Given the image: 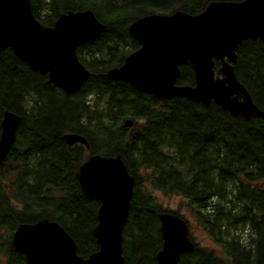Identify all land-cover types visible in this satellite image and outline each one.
Masks as SVG:
<instances>
[{"label": "trees", "instance_id": "1", "mask_svg": "<svg viewBox=\"0 0 264 264\" xmlns=\"http://www.w3.org/2000/svg\"><path fill=\"white\" fill-rule=\"evenodd\" d=\"M209 1L30 0L44 26L69 10L90 9L106 28L77 48L90 74L72 92L47 83V75L9 48L0 51V123L6 110L20 116L13 149L0 166V252L6 264H24L11 244L16 226L42 218L62 226L78 255L97 249L92 228L99 203L82 193L75 177L92 153L120 155L134 178L124 264H157L161 211L183 218L194 243L177 264H264V117H232L214 102L207 107L158 98L105 77L138 48L128 32L132 21L177 10L197 14ZM236 52V77L264 111V40H245ZM194 81L190 65H180L177 84ZM125 119L134 121L131 128L122 126ZM68 132L84 136L89 149L69 146L63 139ZM154 191L180 197L185 215L163 208ZM193 228L212 249L195 241Z\"/></svg>", "mask_w": 264, "mask_h": 264}, {"label": "water", "instance_id": "2", "mask_svg": "<svg viewBox=\"0 0 264 264\" xmlns=\"http://www.w3.org/2000/svg\"><path fill=\"white\" fill-rule=\"evenodd\" d=\"M106 25L92 10H69L52 26L42 25L33 15L30 0H0V51L9 48L32 70L47 75V83L72 92L88 77L79 61L77 48L102 33ZM138 48L127 54L120 66L106 70L105 77L129 83L138 92L158 98H185L209 106L212 102L230 116L248 119L264 117L249 91L237 79L234 65L243 41L264 40V0L209 1L205 8L190 14L174 11L152 13L128 25ZM220 65L215 68V63ZM180 65H190L194 84H177ZM20 116L4 111L0 123V163L11 150ZM133 120L122 126L130 128ZM63 139L89 147L86 138L68 132ZM82 193L99 206L92 235L98 249L87 257L77 254L73 238L56 221L47 218L19 223L12 233L15 252L24 264H124L123 230L134 188L120 155L90 154L76 168ZM153 212L152 209H148ZM161 248L157 264H177L191 252L187 222L171 212L157 214Z\"/></svg>", "mask_w": 264, "mask_h": 264}, {"label": "rangeland", "instance_id": "3", "mask_svg": "<svg viewBox=\"0 0 264 264\" xmlns=\"http://www.w3.org/2000/svg\"><path fill=\"white\" fill-rule=\"evenodd\" d=\"M157 201L161 203L163 208H168L171 210H178L182 214L186 212L184 202L178 196H162L157 191L153 192ZM185 215V214H184ZM191 234L194 236L195 241L201 246H205L208 249H212V244L204 237V235L196 228L191 229ZM0 264H6L4 255L0 252Z\"/></svg>", "mask_w": 264, "mask_h": 264}, {"label": "bare ground", "instance_id": "4", "mask_svg": "<svg viewBox=\"0 0 264 264\" xmlns=\"http://www.w3.org/2000/svg\"><path fill=\"white\" fill-rule=\"evenodd\" d=\"M131 120H132V119H131ZM133 124H134V121H133ZM126 129H128V128H126ZM65 142H66V141H65ZM14 143H15V142H14ZM13 146H14V144H13ZM13 146H12L11 150L13 149ZM11 150H10V151H11ZM10 151H9V152H10ZM8 154H9V153H7V155H8ZM6 157H7V156H6ZM6 157H5V158H6ZM5 158L3 159V161L5 160ZM122 160H123V159H122ZM3 161H2V162H3ZM2 162L0 163V165L2 164ZM129 174H130V173H129ZM130 175H131V174H130ZM161 212H168V211H161ZM159 213H160V212H159ZM176 215H177V214H176Z\"/></svg>", "mask_w": 264, "mask_h": 264}, {"label": "flooded vegetation", "instance_id": "5", "mask_svg": "<svg viewBox=\"0 0 264 264\" xmlns=\"http://www.w3.org/2000/svg\"><path fill=\"white\" fill-rule=\"evenodd\" d=\"M0 132H1V128H0ZM75 145H76V144H75ZM3 162H4V161H3ZM3 162H2V164H3ZM2 164H1V165H2ZM1 165H0V166H1ZM97 249H98V244H97ZM97 249H96V250H97ZM96 250H95V251H96Z\"/></svg>", "mask_w": 264, "mask_h": 264}]
</instances>
